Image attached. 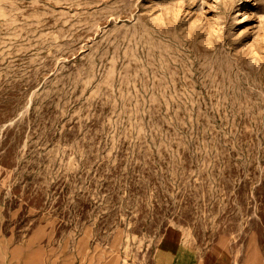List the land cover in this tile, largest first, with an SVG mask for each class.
I'll return each instance as SVG.
<instances>
[{"label": "rangeland", "instance_id": "obj_1", "mask_svg": "<svg viewBox=\"0 0 264 264\" xmlns=\"http://www.w3.org/2000/svg\"><path fill=\"white\" fill-rule=\"evenodd\" d=\"M213 252L264 264V0H0V264Z\"/></svg>", "mask_w": 264, "mask_h": 264}, {"label": "crops", "instance_id": "obj_2", "mask_svg": "<svg viewBox=\"0 0 264 264\" xmlns=\"http://www.w3.org/2000/svg\"><path fill=\"white\" fill-rule=\"evenodd\" d=\"M226 255H227V253H226ZM227 258H228V260H227V263L226 264H229L230 262H229V256L228 255H227ZM165 260L168 261L170 264H172L171 262H173V256L170 259H169V256H168V259L165 258ZM207 262H208V264H219L218 263V256L213 252V256ZM150 264H166V263L165 262H162V261H157V262H151Z\"/></svg>", "mask_w": 264, "mask_h": 264}]
</instances>
